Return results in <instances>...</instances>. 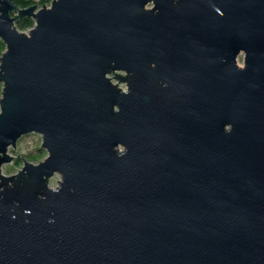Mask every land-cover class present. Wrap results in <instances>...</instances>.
<instances>
[{"label":"water","instance_id":"obj_1","mask_svg":"<svg viewBox=\"0 0 264 264\" xmlns=\"http://www.w3.org/2000/svg\"><path fill=\"white\" fill-rule=\"evenodd\" d=\"M0 38V264H264V0H0Z\"/></svg>","mask_w":264,"mask_h":264},{"label":"rangeland","instance_id":"obj_2","mask_svg":"<svg viewBox=\"0 0 264 264\" xmlns=\"http://www.w3.org/2000/svg\"><path fill=\"white\" fill-rule=\"evenodd\" d=\"M53 0H33V4H36L39 8L45 6H51ZM30 30H26L24 32L29 33ZM0 49L4 52L6 50L2 46ZM239 65H243V57H239L238 59ZM122 75H126L125 72H121ZM113 82L117 83L119 87L126 90L127 85L125 82H121L114 77V74L110 75ZM43 138L41 134L38 133H30L21 137L16 145V148L10 146L8 149V153L13 157L12 160L8 163L3 164L2 173L6 176H11L17 174L24 166L25 160H28L32 163H39L44 161L48 156V151L46 148L42 146ZM25 159H23V158ZM62 180V174L57 172L55 173L48 181V184L52 188H58L60 186V182Z\"/></svg>","mask_w":264,"mask_h":264},{"label":"trees","instance_id":"obj_3","mask_svg":"<svg viewBox=\"0 0 264 264\" xmlns=\"http://www.w3.org/2000/svg\"><path fill=\"white\" fill-rule=\"evenodd\" d=\"M14 2L22 8H27L33 5V0H14ZM34 25H35L34 19L29 16H24L16 21V26L22 31L30 30L32 27H34ZM0 46L5 48V44L3 41H0ZM2 92H3V85L0 83V97L2 95Z\"/></svg>","mask_w":264,"mask_h":264},{"label":"built area","instance_id":"obj_4","mask_svg":"<svg viewBox=\"0 0 264 264\" xmlns=\"http://www.w3.org/2000/svg\"><path fill=\"white\" fill-rule=\"evenodd\" d=\"M0 41H2L1 40V38H0ZM5 52V51H4ZM1 49H0V58L3 56V53H4ZM1 60V59H0Z\"/></svg>","mask_w":264,"mask_h":264}]
</instances>
